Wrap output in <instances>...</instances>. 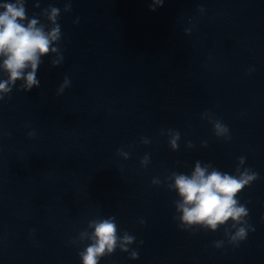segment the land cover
<instances>
[{
  "label": "water",
  "instance_id": "1",
  "mask_svg": "<svg viewBox=\"0 0 264 264\" xmlns=\"http://www.w3.org/2000/svg\"><path fill=\"white\" fill-rule=\"evenodd\" d=\"M151 3L25 0L49 27L40 13L60 9L63 61L42 57L40 86L17 81L0 100V264H82L80 233L109 217L135 241L99 264H264V0ZM216 120L230 139L215 135ZM196 161L258 174L237 196L248 210L237 244L232 221L215 232L180 225L168 177Z\"/></svg>",
  "mask_w": 264,
  "mask_h": 264
},
{
  "label": "clouds",
  "instance_id": "2",
  "mask_svg": "<svg viewBox=\"0 0 264 264\" xmlns=\"http://www.w3.org/2000/svg\"><path fill=\"white\" fill-rule=\"evenodd\" d=\"M164 0H152L150 10L155 11L157 7L163 6ZM35 7H40L39 3ZM0 70L7 74V79L0 80V100L7 96L17 81H22L20 90L28 92L40 86L37 79V71L42 63V57L54 56L51 60L53 67L60 65L63 56L59 50L61 40V27L58 18L60 9L49 5L40 15L45 17L49 25L40 23L34 15L29 18L26 13L25 0H14V2L0 3ZM71 11V4H66L64 12ZM203 11V9H201ZM74 21V23H77ZM47 28V30H46ZM70 86L67 76L58 89V94L64 92ZM213 123L214 133L217 137H228V128L220 121ZM33 135V133H29ZM169 145L173 151L177 150L180 134L178 131L169 130ZM145 144L148 140L143 141ZM188 147H192L189 142ZM125 159L129 154L117 150ZM245 162L244 157L239 158V165ZM149 157L145 155L141 165L146 166ZM237 175L221 172L210 163L202 164L196 161L190 175L173 172L168 177L174 181L168 184L169 189L175 190L179 199L175 201L178 219L184 229L199 226L215 232L220 226L232 221L231 228L234 234L229 235L225 229V235H229V242L237 244L244 240L247 235L246 217L248 210L241 205L237 199L238 194L258 178V174L245 169L240 171L236 168ZM153 184H159L158 179H153ZM144 223V221H141ZM241 225L240 227H237ZM87 231L80 233V239L90 241L79 255L82 264H99L101 257L112 254L117 247L122 252H128L129 246L135 241V237L127 232L123 236L117 235L115 217L107 219L92 220L88 223ZM142 243V242H141ZM222 241L216 242V247L222 246ZM131 259H138V253L132 251Z\"/></svg>",
  "mask_w": 264,
  "mask_h": 264
}]
</instances>
